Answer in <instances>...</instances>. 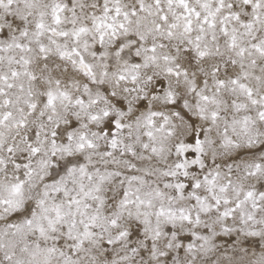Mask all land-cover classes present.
Masks as SVG:
<instances>
[{"label": "clouds", "instance_id": "clouds-1", "mask_svg": "<svg viewBox=\"0 0 264 264\" xmlns=\"http://www.w3.org/2000/svg\"><path fill=\"white\" fill-rule=\"evenodd\" d=\"M0 264H264V0H0Z\"/></svg>", "mask_w": 264, "mask_h": 264}]
</instances>
